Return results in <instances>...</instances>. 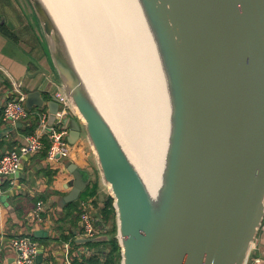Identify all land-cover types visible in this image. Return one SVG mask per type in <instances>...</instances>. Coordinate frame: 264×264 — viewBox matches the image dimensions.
I'll return each mask as SVG.
<instances>
[{"label":"water","instance_id":"water-1","mask_svg":"<svg viewBox=\"0 0 264 264\" xmlns=\"http://www.w3.org/2000/svg\"><path fill=\"white\" fill-rule=\"evenodd\" d=\"M139 2L175 97L162 219L152 212L47 7L29 0L75 115L64 119L66 140L73 144L84 135L92 147L113 198L120 264H246L264 218V0ZM44 105L52 124L59 102L45 103L39 91L26 94L28 109ZM66 167L72 179L63 201L77 206L89 174L72 162ZM33 235L40 238L43 230ZM41 259L38 254L35 262Z\"/></svg>","mask_w":264,"mask_h":264},{"label":"bare ground","instance_id":"bare-ground-1","mask_svg":"<svg viewBox=\"0 0 264 264\" xmlns=\"http://www.w3.org/2000/svg\"><path fill=\"white\" fill-rule=\"evenodd\" d=\"M42 1L160 221L169 183L175 97L165 67L157 61V37L148 31L139 0ZM94 54L101 57L96 77L102 89L91 73Z\"/></svg>","mask_w":264,"mask_h":264},{"label":"crops","instance_id":"crops-1","mask_svg":"<svg viewBox=\"0 0 264 264\" xmlns=\"http://www.w3.org/2000/svg\"><path fill=\"white\" fill-rule=\"evenodd\" d=\"M0 23L6 28V34L0 32V107L8 97L13 96L14 83H18L26 94L39 91L45 103L52 99L58 101L64 94L62 83L29 0H0ZM43 107L47 109L46 105ZM74 116L70 110L64 119ZM32 124L35 129L33 118L6 127L0 122V132L5 131L0 140V153L17 147L26 134L25 129L33 127ZM71 146L72 150L64 160L62 157L48 159L46 148L22 158L13 184L8 181L0 184V245L3 248L0 264H9L8 260L14 258V252L9 246L11 237L31 236L39 229L43 230V235L40 238L33 237L39 243L42 259L35 264H65V244H68V255L76 261L81 258L89 264H105L104 255L108 248L106 242L113 222L109 219L104 221L101 209L109 193L102 190L104 185L95 157L83 135ZM67 162H72L88 172L90 180L85 188L95 180L98 183L93 196L84 198L82 194L85 188L79 195L80 202L92 198V205H95L92 215L100 228L99 236L106 237L95 241L102 242L96 247L76 242V239L81 238L78 229L79 204L76 206L72 202L63 201V197L70 190L67 184L72 179L66 167ZM38 201L42 202L43 221L34 223L30 221V213ZM80 251H85V254ZM246 264H264V218Z\"/></svg>","mask_w":264,"mask_h":264},{"label":"built area","instance_id":"built-area-1","mask_svg":"<svg viewBox=\"0 0 264 264\" xmlns=\"http://www.w3.org/2000/svg\"><path fill=\"white\" fill-rule=\"evenodd\" d=\"M14 94L8 97L0 107L1 121L3 123H16L33 118L36 127L32 133L25 134L17 147L0 153V184L8 181L10 184L16 180L22 158L37 154L46 148L48 159L56 160L67 157L71 152V144L66 136L69 130L64 122V117L70 111L69 103L64 94L60 96L59 107L52 124H48V112L44 107H36L33 110L25 106L26 93L20 89L18 83L13 84ZM93 200L87 198L79 203L78 229L81 238H93L99 236L100 228L96 225L93 215ZM91 208V212L89 211ZM42 202L38 201L30 213V221L40 223L42 218ZM9 246L14 252V264H35V258L40 253L39 243L28 235L13 236L9 240ZM0 245V256L2 252ZM85 252V251H84ZM80 251L81 254H85ZM65 264H89L79 258L77 261L68 255V244H65Z\"/></svg>","mask_w":264,"mask_h":264},{"label":"trees","instance_id":"trees-1","mask_svg":"<svg viewBox=\"0 0 264 264\" xmlns=\"http://www.w3.org/2000/svg\"><path fill=\"white\" fill-rule=\"evenodd\" d=\"M0 32L3 34H6V28L1 23H0ZM33 109H34V107L31 108L30 110H33ZM0 122H2L1 118H0ZM32 126L33 127L25 129L26 134L33 132L34 124H32ZM97 186H98V183L96 180L94 183L88 185L83 191V194H82L83 197L86 198V197L93 196L96 193ZM101 211H102L101 213H102L104 221H108V219H109L113 222V225H112L111 230L109 232L110 237L107 239V242H106L108 244V248H107V251L105 252V255H104V258H105L104 262H105V264H119L120 259H121L120 246L117 242V239L115 238V234H116L115 209L113 207V198L110 194H107V196L105 197ZM31 237L33 239H36L33 237V235H31ZM101 243L102 242H89V243H86L85 245L90 246V247H96V246L100 245Z\"/></svg>","mask_w":264,"mask_h":264},{"label":"rangeland","instance_id":"rangeland-1","mask_svg":"<svg viewBox=\"0 0 264 264\" xmlns=\"http://www.w3.org/2000/svg\"><path fill=\"white\" fill-rule=\"evenodd\" d=\"M95 56L94 57H90L91 58V60H90V58H89V60L90 61H92V62H90L91 64H94V65H92L93 67L90 69L91 70V73H92V75L95 77V80L99 83V80H97V77H96V74H97V72L99 71V72H101L100 71V63H101V57H100V59H99V57H98V55L97 54H94ZM93 58V59H92ZM97 58V59H96ZM93 60H94V62H93ZM98 60V61H97ZM100 61V62H99ZM97 66H98V69H97ZM96 69V70H95ZM95 70V71H94ZM127 72H129V69H127L126 70ZM96 72V73H95ZM99 72H98V74H97V76L99 75ZM130 73H132V72H130ZM102 74V73H101ZM100 76V75H99ZM99 78V77H98ZM99 85H100V83H99ZM99 87V86H98ZM100 88H101V85H100ZM99 88V89H100ZM102 89V88H101ZM4 125H5V127L6 126H9L11 123H3ZM11 126V125H10ZM83 138H84V140H86V142L88 143V141H87V139L85 138V136L83 135ZM88 147H89V150L92 152V147H91V145L88 143ZM92 154H93V152H92ZM94 155V154H93ZM61 159H65V156H63ZM2 180V177H0V181ZM104 186H102V190H103V192H105V193H109L108 192V187H107V185L106 184H103ZM101 195H102V193H101ZM100 196V195H99ZM97 197V196H96ZM97 198H99V197H97ZM102 198H103V196H102ZM98 200H101V198H99ZM93 206H95V205H93ZM89 211L91 212V208H89Z\"/></svg>","mask_w":264,"mask_h":264}]
</instances>
